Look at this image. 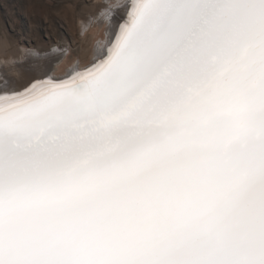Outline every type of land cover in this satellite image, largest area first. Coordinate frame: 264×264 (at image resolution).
<instances>
[{"label": "clouds", "instance_id": "obj_1", "mask_svg": "<svg viewBox=\"0 0 264 264\" xmlns=\"http://www.w3.org/2000/svg\"><path fill=\"white\" fill-rule=\"evenodd\" d=\"M126 150L0 199V264H264V29Z\"/></svg>", "mask_w": 264, "mask_h": 264}, {"label": "snow or ice", "instance_id": "obj_2", "mask_svg": "<svg viewBox=\"0 0 264 264\" xmlns=\"http://www.w3.org/2000/svg\"><path fill=\"white\" fill-rule=\"evenodd\" d=\"M256 29L264 0H131L112 7L103 41L73 50L71 67L57 71L43 44L6 60L0 199L142 142L209 77L211 57Z\"/></svg>", "mask_w": 264, "mask_h": 264}, {"label": "rangeland", "instance_id": "obj_3", "mask_svg": "<svg viewBox=\"0 0 264 264\" xmlns=\"http://www.w3.org/2000/svg\"><path fill=\"white\" fill-rule=\"evenodd\" d=\"M99 2L103 5L98 4ZM110 2L111 0H0V53L6 51L5 54H0V64L5 60H26L31 55L30 50L43 44L51 55L59 56L61 53L59 61L54 63L57 71L71 67L77 59L73 50L82 48L85 35L95 17L103 14L106 4L112 6ZM88 19L90 21L85 25ZM104 24L106 23L92 26L95 32L92 47L106 37L108 24Z\"/></svg>", "mask_w": 264, "mask_h": 264}, {"label": "bare ground", "instance_id": "obj_4", "mask_svg": "<svg viewBox=\"0 0 264 264\" xmlns=\"http://www.w3.org/2000/svg\"><path fill=\"white\" fill-rule=\"evenodd\" d=\"M122 3H131V0H111V2H110V4H112V6H109L108 4H106L105 6H104V12H103V14H101V16L100 17H95V19H94V23H93V25L92 26H96V25H98V24H101V23H106V24H109V20H110V18H111V16H112V7L113 6H115V5H117V4H122ZM98 4H100V5H103L102 4V2H99ZM108 5V6H107ZM129 11H130V9H129ZM91 16H94V14H91ZM89 19H88V21H86V23H85V25L86 24H88L89 23ZM123 21H121V23H122ZM106 24H104V26H106ZM92 26H91V28L90 29H88V31H87V33H86V35H85V38H84V41H83V45H82V48H92V41H94L93 40V36H95V32H93L94 31V28L92 29ZM64 46H66V45H64ZM59 48H61V47H59ZM60 51V50H59ZM59 51H56L57 53H59ZM5 52L6 51H2L1 53L2 54H5ZM55 52V53H56ZM0 53V54H1ZM61 55V53L59 54V56ZM59 56H57L58 57V59L57 60H55L54 61V63H56V62H58L59 61ZM6 61V60H5Z\"/></svg>", "mask_w": 264, "mask_h": 264}]
</instances>
